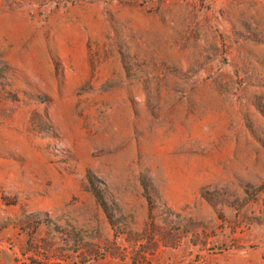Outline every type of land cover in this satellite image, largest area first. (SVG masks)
Listing matches in <instances>:
<instances>
[{
  "label": "rangeland",
  "instance_id": "obj_1",
  "mask_svg": "<svg viewBox=\"0 0 264 264\" xmlns=\"http://www.w3.org/2000/svg\"><path fill=\"white\" fill-rule=\"evenodd\" d=\"M0 264H264V0H0Z\"/></svg>",
  "mask_w": 264,
  "mask_h": 264
}]
</instances>
